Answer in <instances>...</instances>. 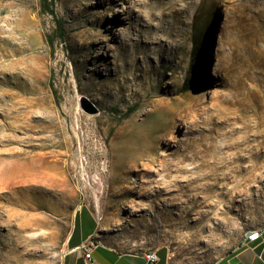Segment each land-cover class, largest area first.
<instances>
[{
	"label": "rangeland",
	"instance_id": "1",
	"mask_svg": "<svg viewBox=\"0 0 264 264\" xmlns=\"http://www.w3.org/2000/svg\"><path fill=\"white\" fill-rule=\"evenodd\" d=\"M50 8L0 0V264H59L84 206L119 252L233 253L264 224V0Z\"/></svg>",
	"mask_w": 264,
	"mask_h": 264
},
{
	"label": "crops",
	"instance_id": "2",
	"mask_svg": "<svg viewBox=\"0 0 264 264\" xmlns=\"http://www.w3.org/2000/svg\"><path fill=\"white\" fill-rule=\"evenodd\" d=\"M96 228L93 213L86 206L79 208L64 241L59 264H152L145 260L146 252H119L105 243L93 241ZM82 246L89 249L88 259L84 258ZM157 255L155 264H167L163 251H158ZM212 264H264V245L259 241L241 242L233 253Z\"/></svg>",
	"mask_w": 264,
	"mask_h": 264
},
{
	"label": "trees",
	"instance_id": "3",
	"mask_svg": "<svg viewBox=\"0 0 264 264\" xmlns=\"http://www.w3.org/2000/svg\"><path fill=\"white\" fill-rule=\"evenodd\" d=\"M40 1V6L43 12H47L48 14L54 16V11L50 6H52V0H39ZM202 29L200 27L195 26L193 29V45H192V51H191V56L193 58L194 62H197L200 60L201 57V48L203 45L202 42L197 40V35L199 31L201 32ZM54 35H63L62 34V24L60 22H56L55 28L53 30ZM46 40L48 43L52 44L53 42V36L49 35L46 37ZM192 87V82L190 80V77H185L181 86V91H186Z\"/></svg>",
	"mask_w": 264,
	"mask_h": 264
},
{
	"label": "built area",
	"instance_id": "4",
	"mask_svg": "<svg viewBox=\"0 0 264 264\" xmlns=\"http://www.w3.org/2000/svg\"><path fill=\"white\" fill-rule=\"evenodd\" d=\"M255 241H259L264 245V227H259L258 233H248L247 237L243 238L242 244L255 242ZM82 248L84 250V258L88 259L90 256L88 247L82 246ZM144 257L147 262L152 264H155L158 261V255L156 250L147 251Z\"/></svg>",
	"mask_w": 264,
	"mask_h": 264
},
{
	"label": "bare ground",
	"instance_id": "5",
	"mask_svg": "<svg viewBox=\"0 0 264 264\" xmlns=\"http://www.w3.org/2000/svg\"><path fill=\"white\" fill-rule=\"evenodd\" d=\"M191 118H192V115H190L189 120H191ZM22 167L24 169L35 170V167H33L32 165H30L28 163H26ZM14 175H15L14 174V170L11 169V167L10 168L4 167L3 169H0V191H3V190H12V189L15 188V183L13 184L12 182L6 181L8 179H11V177H13ZM259 227H264V224L262 226H259ZM259 227L248 231L246 233L245 237H247V234L248 233H258L259 232Z\"/></svg>",
	"mask_w": 264,
	"mask_h": 264
},
{
	"label": "water",
	"instance_id": "6",
	"mask_svg": "<svg viewBox=\"0 0 264 264\" xmlns=\"http://www.w3.org/2000/svg\"><path fill=\"white\" fill-rule=\"evenodd\" d=\"M81 109L90 115H93L95 113H97V108L91 104L90 102H88L86 99L83 100L82 105H81Z\"/></svg>",
	"mask_w": 264,
	"mask_h": 264
}]
</instances>
